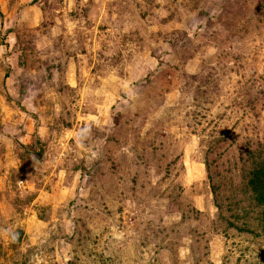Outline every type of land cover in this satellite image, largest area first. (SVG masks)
I'll return each instance as SVG.
<instances>
[{
    "label": "rangeland",
    "instance_id": "1",
    "mask_svg": "<svg viewBox=\"0 0 264 264\" xmlns=\"http://www.w3.org/2000/svg\"><path fill=\"white\" fill-rule=\"evenodd\" d=\"M250 152L264 0H0V264H264Z\"/></svg>",
    "mask_w": 264,
    "mask_h": 264
},
{
    "label": "trees",
    "instance_id": "2",
    "mask_svg": "<svg viewBox=\"0 0 264 264\" xmlns=\"http://www.w3.org/2000/svg\"><path fill=\"white\" fill-rule=\"evenodd\" d=\"M253 156L254 154L252 152L248 155V160L252 161V169L249 173L248 186H246L245 191L247 192L248 190L251 192V196L255 199L257 205L262 207V223L264 229V161L260 158L257 162Z\"/></svg>",
    "mask_w": 264,
    "mask_h": 264
}]
</instances>
